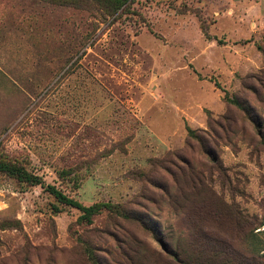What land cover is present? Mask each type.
I'll list each match as a JSON object with an SVG mask.
<instances>
[{
  "label": "rangeland",
  "instance_id": "374dc122",
  "mask_svg": "<svg viewBox=\"0 0 264 264\" xmlns=\"http://www.w3.org/2000/svg\"><path fill=\"white\" fill-rule=\"evenodd\" d=\"M0 264H264V0H0Z\"/></svg>",
  "mask_w": 264,
  "mask_h": 264
},
{
  "label": "trees",
  "instance_id": "16d2710c",
  "mask_svg": "<svg viewBox=\"0 0 264 264\" xmlns=\"http://www.w3.org/2000/svg\"><path fill=\"white\" fill-rule=\"evenodd\" d=\"M64 2H86L90 3L91 0H62ZM99 7H101L108 15L113 16L115 18H117L120 14H122L125 10H127L130 5L131 2L133 0H93ZM15 172L18 171V169H12ZM53 193L56 195V197L58 199H60L63 202H68V203H73L75 206H77L78 208L84 210V215H91L92 213H94L96 206H84L78 202H75L71 199H68L67 197H65L64 194H62L61 192L57 191V190H53Z\"/></svg>",
  "mask_w": 264,
  "mask_h": 264
}]
</instances>
